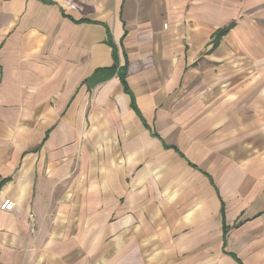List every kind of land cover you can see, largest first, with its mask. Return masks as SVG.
Listing matches in <instances>:
<instances>
[{"label":"crops","instance_id":"obj_1","mask_svg":"<svg viewBox=\"0 0 264 264\" xmlns=\"http://www.w3.org/2000/svg\"><path fill=\"white\" fill-rule=\"evenodd\" d=\"M0 264H264V0H0Z\"/></svg>","mask_w":264,"mask_h":264},{"label":"trees","instance_id":"obj_2","mask_svg":"<svg viewBox=\"0 0 264 264\" xmlns=\"http://www.w3.org/2000/svg\"><path fill=\"white\" fill-rule=\"evenodd\" d=\"M231 26H232V25H230L229 27L224 28V29L218 31L216 35H217V36H222V35L226 34V33L228 32V30L231 28ZM119 78H120L121 84L123 85V87H124L125 90L127 91V89H126V83H125V81H124V72H123V70L120 71V73H119Z\"/></svg>","mask_w":264,"mask_h":264},{"label":"built area","instance_id":"obj_3","mask_svg":"<svg viewBox=\"0 0 264 264\" xmlns=\"http://www.w3.org/2000/svg\"><path fill=\"white\" fill-rule=\"evenodd\" d=\"M12 208H13V204L9 200L5 201L1 206V209L3 211H11Z\"/></svg>","mask_w":264,"mask_h":264}]
</instances>
